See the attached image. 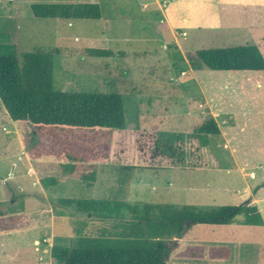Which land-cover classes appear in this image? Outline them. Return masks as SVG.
<instances>
[{
    "label": "rangeland",
    "instance_id": "374dc122",
    "mask_svg": "<svg viewBox=\"0 0 264 264\" xmlns=\"http://www.w3.org/2000/svg\"><path fill=\"white\" fill-rule=\"evenodd\" d=\"M36 2H98L103 17H35L30 7ZM139 2L0 0V42L16 45L20 59L24 52L38 47H59L54 88L118 93L126 114L125 129L78 132L77 146L68 139L60 142L75 151L97 146L100 152H108L107 163H95L97 175L93 181L84 177L92 169V163L74 161L76 167L72 169L73 163L61 160H31L29 147L38 148L41 144L43 149H50L54 143L42 140L30 126V143L24 147L16 123L0 102V207L6 215L25 213L37 221L33 228L0 235V264H54L53 244L72 247L77 236L99 235L105 226L101 219L76 212L74 207L59 206L60 197L109 199L139 205L190 204L209 209L245 204L251 196H256L261 199L260 205L264 204V71L200 68L194 79H189L190 85H181L179 79L190 78L188 70L192 62L200 64L196 58L198 50L256 44L264 38V32L229 31L236 29L241 19H252L243 16L244 12H237L235 19L228 18L229 30L214 33V40L190 45L186 62L175 43L164 42L169 33H158L152 27L142 32L137 21V26L132 27L135 32L131 33L155 39L117 43L122 33L118 21L123 22V14L142 15ZM183 29L188 35L179 34V37L188 43L194 33L186 27ZM88 48L110 49L114 54L93 56ZM213 110L221 132L198 133L197 127ZM170 145L176 149L175 154L156 153L158 146ZM44 176L55 177L57 183L44 186L41 182ZM61 209L65 214L59 212ZM208 227L225 230L228 239L249 234L244 230L258 228L243 223V215H238L229 225L193 224L182 237L180 248L196 244L191 234L204 233ZM178 256L173 260L179 261ZM262 257L256 249L249 253L248 260L256 264Z\"/></svg>",
    "mask_w": 264,
    "mask_h": 264
},
{
    "label": "trees",
    "instance_id": "16d2710c",
    "mask_svg": "<svg viewBox=\"0 0 264 264\" xmlns=\"http://www.w3.org/2000/svg\"><path fill=\"white\" fill-rule=\"evenodd\" d=\"M30 9L33 16L40 18L103 17L98 2H36ZM60 51L59 47H38L24 52L20 59L16 45L0 42V101L16 123L25 146L30 143V126L42 140L54 143L50 149H43L41 144L38 148L29 147L31 160H61L73 163L72 169L76 167L74 161L92 163V169L84 177L94 181L97 175L95 163H107L108 152H100L97 146L75 151L60 142L68 139L77 146L78 132L125 129L124 101L118 93L56 90L55 56ZM88 52L98 57L114 54L105 48H88ZM196 58L200 64L191 61L194 69L264 70V55L254 44L205 48L196 52ZM197 132L219 134L221 129L211 115L197 127ZM175 151L172 145L156 149L157 154H175ZM41 182L49 187L55 185L57 179L44 176ZM57 202L59 206L74 207L76 212L91 214L101 219L105 226L97 236H77L72 247L53 244L51 258L54 264H168L172 253L180 246L178 239L193 224H230L238 215H243L245 224H264L262 213L250 200L241 205H220L209 209L190 204L139 205L98 198L60 197ZM62 210L59 212L65 214ZM36 224L30 214L6 215L0 207V235L27 230ZM206 249L205 245L188 246L183 254L201 258ZM209 256L230 258L231 248L228 245L211 246Z\"/></svg>",
    "mask_w": 264,
    "mask_h": 264
},
{
    "label": "crops",
    "instance_id": "0c3cea01",
    "mask_svg": "<svg viewBox=\"0 0 264 264\" xmlns=\"http://www.w3.org/2000/svg\"><path fill=\"white\" fill-rule=\"evenodd\" d=\"M139 3L141 6L142 15L145 13L146 15L142 16L140 13H134L131 15L123 14L122 17L125 21H118V27L121 26L119 28L122 30V33L118 35L117 43H139L141 41H153L155 39L153 37H140V34L136 35L131 33L133 31L135 32L134 28L132 27L137 26V23L140 22V25L143 29L142 32L146 28L152 27V29L158 33H169V36L164 39V42L175 43L182 55H184L186 62H188V52L190 50V45L193 43L199 44V42L214 40L216 38L214 33L220 32L219 30H229L230 25L228 21L230 20L228 18L234 16L235 19L237 12H244V14H242L243 16L251 17L252 19L248 21L241 19L242 23L239 24L236 29H230L229 31L264 32V0H150V2H143V0H140ZM183 27L190 29V31L194 33L190 42L188 43L183 42L179 37V34L184 36L188 35V31L183 29ZM254 45H258L264 55V38L261 39L259 43ZM121 52L124 53V51ZM198 70L201 69H194L191 67L190 70H188L190 71V78H179L181 85L187 86L190 83L189 79H194ZM185 73V71L182 72L184 75ZM200 105L204 106L202 103ZM5 112L7 115H9L6 110ZM214 112L215 110H213L211 114L216 119L217 115H215ZM18 134L20 137L19 130ZM21 143L24 147H26L22 140ZM252 176H255L253 171H251V177ZM248 200L251 201V204L256 205L259 208L264 218V204L260 205L261 199L256 198V196H251V198ZM252 226H257L258 228L244 230L245 232H249V234L239 235L235 239L226 238L224 236L225 230L217 228L212 230V228L208 227V229H205L208 232L205 231L203 233L197 231V233H192L191 236L196 244H189L186 246V248L188 246L194 245H205L207 249L204 256L201 258L188 257L183 254V251L186 248L183 250L180 248L182 245L180 241L182 240V237L185 234L184 233L183 236L178 239L180 246L172 253L168 264H192L189 263L191 260H193V262H198H194V264H252L248 260V255L256 249L263 255L261 260H257L256 264H264V224ZM214 245L230 246V258H211L209 256V248ZM175 255H179V261L173 260ZM186 259H188V261Z\"/></svg>",
    "mask_w": 264,
    "mask_h": 264
}]
</instances>
